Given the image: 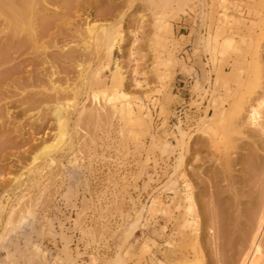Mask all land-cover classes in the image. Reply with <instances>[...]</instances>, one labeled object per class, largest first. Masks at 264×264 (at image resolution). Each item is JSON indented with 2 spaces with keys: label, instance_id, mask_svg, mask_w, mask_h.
<instances>
[{
  "label": "rangeland",
  "instance_id": "rangeland-1",
  "mask_svg": "<svg viewBox=\"0 0 264 264\" xmlns=\"http://www.w3.org/2000/svg\"><path fill=\"white\" fill-rule=\"evenodd\" d=\"M263 206L264 0H0V264H233Z\"/></svg>",
  "mask_w": 264,
  "mask_h": 264
},
{
  "label": "bare ground",
  "instance_id": "bare-ground-1",
  "mask_svg": "<svg viewBox=\"0 0 264 264\" xmlns=\"http://www.w3.org/2000/svg\"><path fill=\"white\" fill-rule=\"evenodd\" d=\"M263 208H264V206H263ZM262 208V209H263ZM264 210V209H263ZM262 216V215H261ZM264 217V216H263ZM257 219V218H256ZM260 219H264V218H261L260 217ZM234 220V219H233ZM231 221V220H230ZM256 221V220H255ZM257 221H259V220H257ZM234 222V221H233ZM236 222H240L239 220H237ZM253 222H254V220H253ZM262 222V220H260V222H259V224ZM258 223V222H257ZM256 222L254 223V225L255 224H257ZM237 224H239V223H237ZM258 224V225H259ZM241 225H242V223H241ZM240 225V226H241ZM263 225H264V223H262V228H264L263 227ZM260 226V225H259ZM243 227V226H242ZM261 229V228H260ZM227 230V229H226ZM229 230H227L226 232H228ZM247 231H248V229H247ZM246 231V233L248 234L249 232H250V230L247 232ZM254 232H255V230H253ZM252 231V232H253ZM224 232V231H223ZM234 232V231H233ZM237 233V232H236ZM244 233V232H243ZM224 235H223V237L225 238L228 234H230V231H229V233H223ZM256 234H258V233H256ZM226 235V236H225ZM233 236H234V234H233ZM235 236H239V234L237 235H235ZM258 236V235H257ZM233 238V237H232ZM238 238V240L236 241V244H238L237 246L238 247H235L236 246V244L234 243V242H232L233 240H231L230 239V241L232 242V245H233V243L235 244L232 248L234 249H236V248H238V249H240V247H244V245H246V244H241V243H243V242H241L242 240H241V238H240V236L239 237H237ZM237 238H235V240L237 239ZM247 238H249V235H246V239ZM234 239V238H233ZM234 240V241H235ZM239 240H241L240 242L241 243H238V241ZM226 241V240H225ZM248 243H249V245L246 247H244L243 248V250H242V248L240 249V250H242V251H239V250H232L233 251V254H238V252H239V254H238V257L235 255H233L232 254V256H234V257H232V259L234 258V260H235V262H236V260H237V263L238 264H261V262L264 260V258H262V257H264V245H263V243H264V240L263 239H261V241L263 242H260L259 240H258V242H259V244H258V242L256 241V237H253L252 238V240L250 241V239L248 240H246ZM226 243V242H225ZM262 243V244H261ZM231 244V243H230ZM240 244V245H239ZM242 245V246H241ZM224 246H225V244H224ZM240 246V247H239ZM227 247V246H226ZM228 251H229V249H228ZM229 256H230V254H229ZM237 257V258H236ZM231 258V257H230ZM236 258V259H235ZM263 259V260H262ZM227 260V259H226ZM234 262V263H235ZM233 263V264H234ZM236 263V264H237ZM263 263V262H262ZM228 264V263H227ZM229 264H231L230 262H229Z\"/></svg>",
  "mask_w": 264,
  "mask_h": 264
}]
</instances>
